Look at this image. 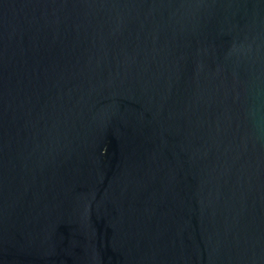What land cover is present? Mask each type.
I'll return each instance as SVG.
<instances>
[{"label": "water", "instance_id": "obj_1", "mask_svg": "<svg viewBox=\"0 0 264 264\" xmlns=\"http://www.w3.org/2000/svg\"><path fill=\"white\" fill-rule=\"evenodd\" d=\"M0 264H264V0H0Z\"/></svg>", "mask_w": 264, "mask_h": 264}]
</instances>
